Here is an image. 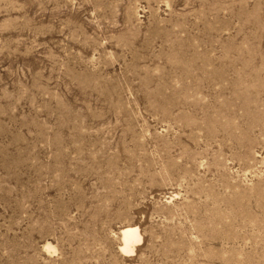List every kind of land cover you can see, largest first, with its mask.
<instances>
[{
  "label": "rangeland",
  "instance_id": "374dc122",
  "mask_svg": "<svg viewBox=\"0 0 264 264\" xmlns=\"http://www.w3.org/2000/svg\"><path fill=\"white\" fill-rule=\"evenodd\" d=\"M0 264H264V0H0Z\"/></svg>",
  "mask_w": 264,
  "mask_h": 264
},
{
  "label": "bare ground",
  "instance_id": "6f19581e",
  "mask_svg": "<svg viewBox=\"0 0 264 264\" xmlns=\"http://www.w3.org/2000/svg\"><path fill=\"white\" fill-rule=\"evenodd\" d=\"M121 234L123 238L122 252L126 255L134 253L136 245L143 239L139 226H127L122 229Z\"/></svg>",
  "mask_w": 264,
  "mask_h": 264
}]
</instances>
